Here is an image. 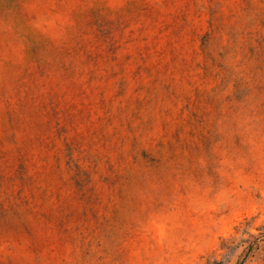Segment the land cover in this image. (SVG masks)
<instances>
[{
	"label": "rangeland",
	"instance_id": "374dc122",
	"mask_svg": "<svg viewBox=\"0 0 264 264\" xmlns=\"http://www.w3.org/2000/svg\"><path fill=\"white\" fill-rule=\"evenodd\" d=\"M263 225L264 0H0V264H264Z\"/></svg>",
	"mask_w": 264,
	"mask_h": 264
},
{
	"label": "trees",
	"instance_id": "16d2710c",
	"mask_svg": "<svg viewBox=\"0 0 264 264\" xmlns=\"http://www.w3.org/2000/svg\"><path fill=\"white\" fill-rule=\"evenodd\" d=\"M260 229H261V231L259 232V236L262 237V238H259V239H264V225ZM250 237L252 239L251 243H254V242L257 241V240H255L256 239V236H254V235L251 234ZM257 243L258 242H256V244Z\"/></svg>",
	"mask_w": 264,
	"mask_h": 264
}]
</instances>
